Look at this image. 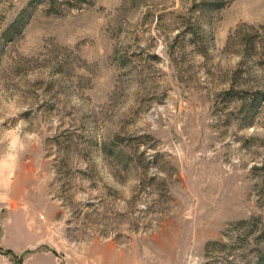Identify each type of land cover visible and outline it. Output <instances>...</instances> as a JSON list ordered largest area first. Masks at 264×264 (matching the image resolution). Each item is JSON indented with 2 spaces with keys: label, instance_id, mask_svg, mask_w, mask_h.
<instances>
[{
  "label": "rangeland",
  "instance_id": "1",
  "mask_svg": "<svg viewBox=\"0 0 264 264\" xmlns=\"http://www.w3.org/2000/svg\"><path fill=\"white\" fill-rule=\"evenodd\" d=\"M0 264H264V0H0Z\"/></svg>",
  "mask_w": 264,
  "mask_h": 264
}]
</instances>
